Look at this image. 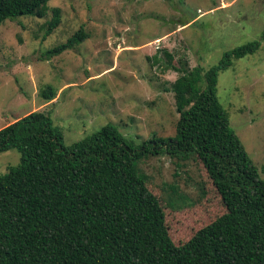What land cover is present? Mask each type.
<instances>
[{"label":"trees","instance_id":"16d2710c","mask_svg":"<svg viewBox=\"0 0 264 264\" xmlns=\"http://www.w3.org/2000/svg\"><path fill=\"white\" fill-rule=\"evenodd\" d=\"M49 1L0 0V27L19 16L44 17ZM61 21L56 7L45 35ZM87 37L81 26L42 56ZM262 41L264 30L207 70L184 57L175 63L166 48L153 56L154 64L178 73L172 137L135 144L109 122L65 145L51 114L39 110L1 128L0 153L16 149L21 156L0 173V264H264V166L248 153L218 95L220 73ZM40 94L52 100L57 91L47 85ZM161 153L195 156L226 208L181 244L171 238L162 201L139 165Z\"/></svg>","mask_w":264,"mask_h":264},{"label":"rangeland","instance_id":"374dc122","mask_svg":"<svg viewBox=\"0 0 264 264\" xmlns=\"http://www.w3.org/2000/svg\"><path fill=\"white\" fill-rule=\"evenodd\" d=\"M48 6L44 17L19 16L0 27V129L45 111L62 129L65 145L109 122L135 144L174 136L179 115L171 88L178 73L154 64L153 56L166 48L175 63L184 57L190 67L207 70L226 51L260 40L264 30V0H50ZM56 7L62 21L46 36L43 24ZM81 26L88 34L84 41L42 56ZM47 85L57 91L52 100L40 94ZM218 95L262 170L264 41L220 73ZM20 156L16 149L0 153V173ZM139 165L162 201L175 243L186 242L226 211L195 156L148 155Z\"/></svg>","mask_w":264,"mask_h":264}]
</instances>
